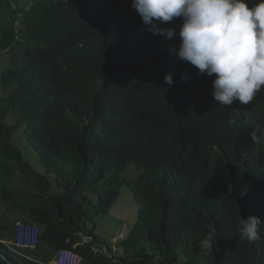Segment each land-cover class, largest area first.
I'll list each match as a JSON object with an SVG mask.
<instances>
[{
    "label": "trees",
    "instance_id": "trees-1",
    "mask_svg": "<svg viewBox=\"0 0 264 264\" xmlns=\"http://www.w3.org/2000/svg\"><path fill=\"white\" fill-rule=\"evenodd\" d=\"M169 45L131 0H0V264H49L64 249L78 264H180L179 253L183 264H264V224L260 240L239 235L241 216L264 222V150L249 135L264 127V89L219 105L213 77ZM11 113L57 191L13 144ZM130 165L141 173L123 178ZM124 185L140 207L119 257L96 217ZM8 207L40 225L34 251L7 244L20 221Z\"/></svg>",
    "mask_w": 264,
    "mask_h": 264
},
{
    "label": "clouds",
    "instance_id": "clouds-1",
    "mask_svg": "<svg viewBox=\"0 0 264 264\" xmlns=\"http://www.w3.org/2000/svg\"><path fill=\"white\" fill-rule=\"evenodd\" d=\"M131 7L144 30L173 42L167 49L170 53L193 66L197 75L213 77V102L247 105L264 89V0H131ZM163 80L171 87L173 74ZM181 80L186 83L188 77L182 74ZM249 135L264 150V127L255 126ZM262 224L255 215L241 216L240 239H262L258 231ZM15 240L7 242L13 250H35L17 249Z\"/></svg>",
    "mask_w": 264,
    "mask_h": 264
},
{
    "label": "rangeland",
    "instance_id": "rangeland-1",
    "mask_svg": "<svg viewBox=\"0 0 264 264\" xmlns=\"http://www.w3.org/2000/svg\"><path fill=\"white\" fill-rule=\"evenodd\" d=\"M3 70V67L0 65V72ZM9 91H1L0 93V101L6 96ZM8 125L17 126L16 132L13 137V144L18 147L25 158V160L31 165V167L49 178L54 184L53 190L57 191L56 188V176L54 174H48L46 168L42 165L40 161V157L37 151L33 148V146L27 141L25 130L26 124L22 123L17 125V115L11 113L6 120ZM141 173L135 165L128 166L124 172L121 174L123 178L133 179L136 178ZM19 177L16 178V185L21 184V177L24 176L21 173H18ZM25 179V178H24ZM140 204L137 202L135 197L131 194L129 189L124 185L121 188L120 197L114 202L112 208L108 211L106 215L97 216L96 222L98 224L97 234L99 233L102 239L111 242L114 245L115 253L120 257L123 254L118 246L131 228L136 224L138 220V212H139ZM8 221L21 220L28 218L27 214L22 210H13L8 207V211L6 216L4 217ZM92 226L91 224L89 225ZM123 234V235H122ZM87 239V238H86ZM11 247V246H10ZM178 262L183 264L186 261V257L179 253L177 256Z\"/></svg>",
    "mask_w": 264,
    "mask_h": 264
},
{
    "label": "built area",
    "instance_id": "built-area-1",
    "mask_svg": "<svg viewBox=\"0 0 264 264\" xmlns=\"http://www.w3.org/2000/svg\"><path fill=\"white\" fill-rule=\"evenodd\" d=\"M40 227L37 223H18L14 246L20 250H34L39 245ZM79 258L71 251L62 250L52 264H78Z\"/></svg>",
    "mask_w": 264,
    "mask_h": 264
},
{
    "label": "crops",
    "instance_id": "crops-1",
    "mask_svg": "<svg viewBox=\"0 0 264 264\" xmlns=\"http://www.w3.org/2000/svg\"><path fill=\"white\" fill-rule=\"evenodd\" d=\"M20 221H29V220H26V219H21ZM123 235V234H122Z\"/></svg>",
    "mask_w": 264,
    "mask_h": 264
},
{
    "label": "bare ground",
    "instance_id": "bare-ground-1",
    "mask_svg": "<svg viewBox=\"0 0 264 264\" xmlns=\"http://www.w3.org/2000/svg\"><path fill=\"white\" fill-rule=\"evenodd\" d=\"M22 222H24V221H22Z\"/></svg>",
    "mask_w": 264,
    "mask_h": 264
}]
</instances>
